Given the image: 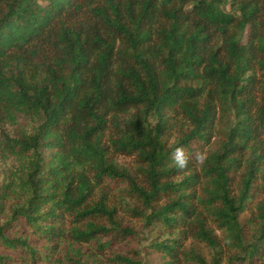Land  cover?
I'll return each instance as SVG.
<instances>
[{"label":"trees","instance_id":"obj_1","mask_svg":"<svg viewBox=\"0 0 264 264\" xmlns=\"http://www.w3.org/2000/svg\"><path fill=\"white\" fill-rule=\"evenodd\" d=\"M0 264H264V0H0Z\"/></svg>","mask_w":264,"mask_h":264},{"label":"rangeland","instance_id":"obj_2","mask_svg":"<svg viewBox=\"0 0 264 264\" xmlns=\"http://www.w3.org/2000/svg\"><path fill=\"white\" fill-rule=\"evenodd\" d=\"M224 120L222 122V128L224 126ZM220 119L217 120V122H215V130L214 133L216 132V130L218 128H220ZM117 159L120 163H123L126 166H133L134 165V161H133V157L132 156H125V155H117ZM107 190V196H108V200L109 203H111L112 199L113 200H117L120 198L118 190L114 189V188H106ZM260 198V194L256 196V199ZM118 218L121 220V222L123 224H129L132 226H135L136 229L140 230V225L131 217H129L126 213H124L121 209H119L118 212ZM143 238L140 236V234L138 235V237H134L131 239H125L122 240L118 243H116L113 246V250L114 251H119V252H126L127 250L131 249V248H136V249H140L141 253L143 252V246H145L147 244V240H142ZM143 254H141L142 256ZM50 263V262H49Z\"/></svg>","mask_w":264,"mask_h":264},{"label":"clouds","instance_id":"obj_3","mask_svg":"<svg viewBox=\"0 0 264 264\" xmlns=\"http://www.w3.org/2000/svg\"><path fill=\"white\" fill-rule=\"evenodd\" d=\"M172 160L175 165L179 168H184L188 163V155L185 153L184 149L180 146H176L172 153ZM197 159H201L199 155L196 157Z\"/></svg>","mask_w":264,"mask_h":264}]
</instances>
